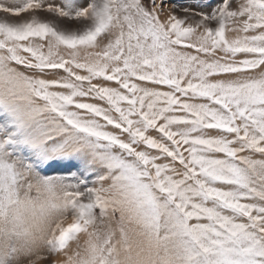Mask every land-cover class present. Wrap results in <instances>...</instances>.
<instances>
[{
	"label": "snow or ice",
	"instance_id": "obj_1",
	"mask_svg": "<svg viewBox=\"0 0 264 264\" xmlns=\"http://www.w3.org/2000/svg\"><path fill=\"white\" fill-rule=\"evenodd\" d=\"M0 264H264V0H0Z\"/></svg>",
	"mask_w": 264,
	"mask_h": 264
}]
</instances>
